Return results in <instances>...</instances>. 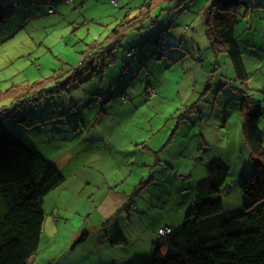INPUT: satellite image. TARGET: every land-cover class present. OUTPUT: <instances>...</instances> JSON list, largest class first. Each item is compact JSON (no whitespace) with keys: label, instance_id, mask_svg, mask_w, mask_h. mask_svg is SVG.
<instances>
[{"label":"rangeland","instance_id":"obj_1","mask_svg":"<svg viewBox=\"0 0 264 264\" xmlns=\"http://www.w3.org/2000/svg\"><path fill=\"white\" fill-rule=\"evenodd\" d=\"M0 1L4 8V23L0 26V111L21 91L30 90L32 83L51 82L54 71L78 66L85 52L106 40L110 30L123 19L127 10L124 4L128 3L119 0V6H115L111 0H76L73 4L64 0L52 4L49 0ZM127 1L130 6L139 7L144 0ZM212 1L182 0L186 6L181 8L184 10L179 17L183 24L175 17L172 25L177 41L168 30L160 29L170 27L176 15L160 11V6L151 9L152 16L160 15L154 25L146 22L149 27L144 29L145 33L149 29L155 33L142 47V53L135 57L126 55L128 37L115 51L116 62L108 67L113 69L115 83L120 76L121 82L132 84L127 89L131 97L126 102L137 99L136 90L144 88L145 80L153 81L156 88L155 92L147 89L149 101L133 108L134 112L139 108L138 114L125 122L130 128H123L128 137L115 138L124 147L119 152L113 148L109 156L110 150L99 145L97 153H105L101 159L98 155L93 158L88 155L90 147L86 148L87 152L82 150L88 140L79 134L78 122L82 118L86 123L88 118L83 114V104L68 106V94L22 104L15 114L19 117L24 112L32 123L54 116L51 123L28 125L13 117L5 119V135L12 132L18 138L24 137L37 149L53 148L59 152L64 148L71 151L80 148L84 152L75 164L82 160L84 165L98 170L102 178L99 180L94 174L93 184L77 196L57 186L43 198L40 242L29 264H150L154 244L160 239L158 228L165 225L176 228L184 223L196 198L197 185L208 178L209 161H219L228 170L219 194L223 213L242 210L247 197L240 184L253 167L243 134V109L245 106L252 109L256 101L262 109L258 134L264 141V0H244L247 5L237 10L235 36L249 75L243 88L228 54H215L206 35L205 9ZM159 2L154 0L152 6ZM48 7H53L55 12L48 14ZM141 15L145 20L144 9L131 13V16ZM151 48L158 49L152 56ZM146 56L150 59L141 62ZM130 60L132 68H127L125 64ZM101 68L98 77L102 76ZM146 71L150 74L146 75ZM122 90L112 86L109 91L114 99ZM151 95L157 98L153 100ZM55 124L59 133L51 129ZM56 136L64 145L54 147L48 143L55 144ZM199 139L202 143L204 140L200 152L190 160L185 173L180 171L170 160L172 154L184 145L187 154L191 153ZM105 176L109 182L103 183ZM114 194L116 203L120 199L121 203L111 211ZM119 228L124 234L123 241H113L120 233Z\"/></svg>","mask_w":264,"mask_h":264},{"label":"trees","instance_id":"obj_2","mask_svg":"<svg viewBox=\"0 0 264 264\" xmlns=\"http://www.w3.org/2000/svg\"><path fill=\"white\" fill-rule=\"evenodd\" d=\"M49 1L52 4L54 0ZM73 1L67 3L73 4ZM153 1L144 0L147 8L145 20L142 15L139 17L129 15L130 10H139V7L127 6L123 19L110 30L107 39L99 44L96 43L92 50H87L78 66L69 67L65 71H54L51 82L58 77L61 78L60 81L32 83L29 86L30 90L17 94L18 96L14 98L16 100L13 101V99L10 106L2 107L0 111V264H29L28 260L35 254L40 242L44 220L42 200L65 179L64 172L52 161L41 156L36 147L24 137L18 138L12 132L5 135L4 128L7 126L5 119L13 117L15 121L28 125L38 122L45 125L46 121L53 122L54 116L32 123L24 112L19 117L15 114L28 103L35 104L55 95L69 94V87L82 81L86 74L97 75L100 67H102L100 71H104L108 65L113 64L117 59L115 51L121 47L127 35L130 32L137 34L149 27L146 22L153 25L156 21L158 15L152 16L150 12L154 8ZM111 3L115 6L119 5L118 0L117 3L111 0ZM243 4L247 5L244 0H213L205 9L204 22L206 35L214 53L228 54L235 77L243 84L242 88L247 83L249 75L235 36V24L237 10ZM158 6L160 11L186 8L182 0H160ZM3 9L0 3V26L4 23ZM54 12L53 7H48V14ZM168 28H162V30ZM153 36L154 34L149 35L147 39L142 40V43L138 41L140 46L137 44L127 47L125 44L126 55L129 57L139 55L142 47ZM132 50L138 51L136 54L129 55ZM146 57L140 61L150 59ZM132 63L130 60L125 66L132 68ZM148 74L150 71H146V75ZM102 77L103 72L99 78ZM144 84L150 86L148 89L154 88L148 81ZM124 92L117 97L123 94L131 97L129 92ZM101 96L103 100L108 98V94L105 93ZM111 97H113L112 94ZM67 99L68 106H74L75 102H72L69 95ZM87 103L90 102L83 104L85 108ZM258 103L256 101L252 109H247L246 106L243 109V134L250 149L253 167L251 173L240 184L247 197L242 210L223 213L219 194L223 190L228 170L219 161H209L206 165L208 178L197 185L196 198L190 206L184 223L176 228L171 225L158 228L159 231L160 228L169 227L170 231L163 235L159 234L160 239L154 244L150 264H264V141L258 134L259 120L262 115L261 105ZM183 118L187 117L183 115ZM72 119L76 120L75 117ZM56 125L51 129L59 133L60 130L56 128ZM178 127L179 124L175 131ZM54 140L58 142L61 139L56 136ZM170 140L171 138L167 143ZM146 187H148V181ZM119 231L120 233L113 241H123V231L121 229Z\"/></svg>","mask_w":264,"mask_h":264},{"label":"crops","instance_id":"obj_3","mask_svg":"<svg viewBox=\"0 0 264 264\" xmlns=\"http://www.w3.org/2000/svg\"><path fill=\"white\" fill-rule=\"evenodd\" d=\"M75 1L76 0H74L73 3ZM54 2H57V0H54ZM126 2H128V3H126ZM124 3H126V4H124L125 8L127 6H130L129 1L125 0ZM144 3L145 2L143 1V4L141 6H139V8H140L139 10L144 9L145 11H147V8H146ZM118 4H119V0H118ZM155 7L156 6H154V8ZM182 10H184V9L178 8V9H174L172 12L168 11V13L170 15H173V16L176 15L173 17V19H172L173 21L171 20V23H170L171 26L167 29L170 33H172L171 36L176 41L178 38H177V35L174 32V30L172 29V25L175 22V20H174L175 17L177 18L176 21H178V23L183 24V21L179 18ZM135 11H137V10H130L129 15H131V13H135ZM156 22H157V19L153 23V25ZM147 28L148 27H146V29ZM162 28L163 27L160 28L161 31H162ZM145 30L142 31L143 33H140L141 35H139V32L137 34H134V32L133 33L130 32L129 35H127L129 40L126 42V46L132 47L134 45H137V44H139L138 41H140L142 43L143 42L142 40L147 39L149 35H152L153 33H155V32L152 33L151 29L147 30L145 33ZM157 30L158 29H156L155 31H157ZM164 30H166V29H164ZM144 33H145V37L142 38ZM139 46H140V44H139ZM149 51L150 52L152 51V55H153L155 52L158 51V49L151 48ZM141 53H142V51H141ZM146 54H148V53H146ZM161 56H163V55H161ZM161 56H159V58ZM143 59L144 58H141L142 61H143ZM147 61L148 60H146L144 62H147ZM116 70H115V72H116ZM112 71H113V69H111L110 67L107 66L105 68V70L102 71L103 77L101 79L96 74H86L83 77L84 79H82V81L73 84L68 89L69 90L68 91L69 92V94H68L69 98H71L72 102H75L74 105L84 104L86 102H90V103H87V106L83 111V114L86 113L88 121L85 123L82 120V118H80V122H78V125L80 127L79 134L80 133L83 134L82 136H85L89 142V143L87 142L86 144L83 145L82 150L86 151V148L90 147L91 150H88V152L89 151H91V152L88 155H90V157H92V158L96 155H98L97 157H100L101 159H103L105 157L104 152L97 153V147L99 145H101L103 148L105 147L104 149L110 150L109 156L112 155L111 150L114 151L113 148H115V152H119L121 149H123L124 147L120 146V142H118V140L115 138H117V136L123 137V138L128 137L127 134L125 132H123V128L124 127L130 128V126L127 125L125 122L127 121V119H129L130 116H132L134 114H138L139 108L135 112H134L133 108L135 109L141 102L149 101V98L147 95V89L150 86H147V85L144 86V88H142V90H141V88L136 90L135 94L138 95V97L135 101H133L131 103L126 102L127 100L122 101L120 99V97H116L113 99L111 97V92L109 91V90H111L112 86H113V88L116 86L122 87L123 90L121 92H124V91L127 92V89L129 87H131L132 84H125L126 81L121 82L122 78L120 76H119L117 82L115 83V79L114 78L112 79V75H111ZM120 74H121V72H120ZM122 74H124V72H122ZM118 75H119V73L116 76H118ZM149 83H151L152 84L151 86L155 88L153 81H151ZM106 84L109 87H107ZM130 92H134V91L130 90ZM156 92H157V90H156ZM104 93L108 94V98L106 100H103L102 96H101ZM156 98L157 97L155 96L152 99L154 100ZM89 100H91V101H89ZM91 105H93V106H91ZM176 133H175V136H176ZM75 135L78 136L77 134H75ZM188 136L191 138L195 137L194 134L191 136L189 134ZM115 140L117 142L116 145H115ZM145 140L146 139H144L143 141L145 142ZM197 143H198V146L195 147L194 151H192L189 154H187V152L185 150L187 145L183 146V148L180 150V153L178 151L177 152L178 154L177 153L172 154L170 160H173L175 166H179L180 171L185 173L188 170V168H190V160L195 159L193 157L197 156L196 154L199 153L200 148L202 147L201 146L202 139H199V141ZM50 144H52L51 146H54V147L64 145L63 141H58V142L56 141L55 144H53V142H51ZM168 144H170V141ZM203 144H204V140H203L202 145ZM36 150H38V153L41 156H43L44 158H46L49 161H52L56 166H58L59 169H61V171L64 172L65 179L59 185V187H61V189L67 188L68 192L74 196L79 195L80 192H84V191L86 192L88 190V188L94 182L93 181L94 174H95V176H97L99 178V180L102 179L100 177V174L98 173V170H94V168L90 167L89 165H84V163H82V160L75 164V160L78 161L80 159L81 153L83 154V152H84V151H81L80 148L79 149L74 148L73 151L69 150L68 148H64V150H63L64 152L63 151L57 152L53 148H50L49 150L46 151L45 147H44V149H40V147H39L38 149L36 148ZM158 151H160V149ZM70 153H71V155H70ZM59 157H60V159L58 160ZM165 160L166 159H163V163H166ZM170 160L168 162H170ZM160 162H162V161H160ZM182 164H183V168L180 167ZM184 175L185 174H178V176H181V177H183ZM186 176H188V175H185L184 177H186ZM106 182H109V180L105 176V181L103 183H106ZM109 184H108V189H111L109 187ZM101 190H103V189H101ZM52 191H55V190H52ZM51 192H49L47 195H49ZM105 195H106V193L103 194V196L101 197L102 200L105 197ZM43 203H45L44 200H42V204ZM119 203H121V199H120V201H118V203H116L115 194H114L113 206H110V210L113 211L117 207L116 204H119ZM56 205L58 206V209L61 210L60 205H58L57 203H56Z\"/></svg>","mask_w":264,"mask_h":264},{"label":"built area","instance_id":"obj_4","mask_svg":"<svg viewBox=\"0 0 264 264\" xmlns=\"http://www.w3.org/2000/svg\"><path fill=\"white\" fill-rule=\"evenodd\" d=\"M73 0H66V2H68V3H71ZM114 3H117V0H112ZM50 12H52V10H50ZM137 51L138 50H132L131 52H129V55H133V54H136L137 53ZM151 89H153L154 90V88H151ZM154 92H155V90H154ZM153 95H154V93H153ZM153 95H151V97H153ZM121 100H123V101H125V100H128L130 97H129V95H127V94H123V95H121ZM170 231V228L169 227H165V228H160L159 229V233L161 234V235H163V234H166V233H168Z\"/></svg>","mask_w":264,"mask_h":264},{"label":"clouds","instance_id":"obj_5","mask_svg":"<svg viewBox=\"0 0 264 264\" xmlns=\"http://www.w3.org/2000/svg\"><path fill=\"white\" fill-rule=\"evenodd\" d=\"M121 99V98H120ZM123 101V100H122ZM126 101V100H125Z\"/></svg>","mask_w":264,"mask_h":264}]
</instances>
